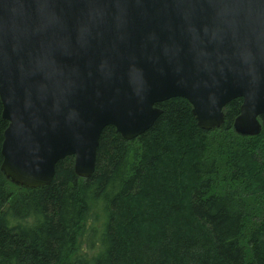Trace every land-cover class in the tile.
<instances>
[{
    "label": "water",
    "instance_id": "95a60500",
    "mask_svg": "<svg viewBox=\"0 0 264 264\" xmlns=\"http://www.w3.org/2000/svg\"><path fill=\"white\" fill-rule=\"evenodd\" d=\"M174 97L203 130L241 98L234 131L259 133L264 0H0L1 170L13 183L49 185L66 156L90 177L104 127L132 140Z\"/></svg>",
    "mask_w": 264,
    "mask_h": 264
},
{
    "label": "trees",
    "instance_id": "16d2710c",
    "mask_svg": "<svg viewBox=\"0 0 264 264\" xmlns=\"http://www.w3.org/2000/svg\"><path fill=\"white\" fill-rule=\"evenodd\" d=\"M241 103L203 130L185 98L159 102L132 140L103 128L90 177L66 156L27 188L1 170L0 101V264H264V115L235 132Z\"/></svg>",
    "mask_w": 264,
    "mask_h": 264
},
{
    "label": "rangeland",
    "instance_id": "374dc122",
    "mask_svg": "<svg viewBox=\"0 0 264 264\" xmlns=\"http://www.w3.org/2000/svg\"><path fill=\"white\" fill-rule=\"evenodd\" d=\"M99 227H98V225H97V229H98ZM85 239H86V236H85ZM97 240H95V242H96ZM96 245H97V243H96Z\"/></svg>",
    "mask_w": 264,
    "mask_h": 264
}]
</instances>
